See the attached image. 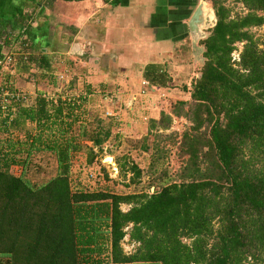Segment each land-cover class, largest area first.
<instances>
[{
    "label": "trees",
    "instance_id": "obj_1",
    "mask_svg": "<svg viewBox=\"0 0 264 264\" xmlns=\"http://www.w3.org/2000/svg\"><path fill=\"white\" fill-rule=\"evenodd\" d=\"M226 1L209 0L216 24L199 43L204 60L188 103L171 109L190 124L176 144L179 167L168 173V151L151 159L150 193L71 189L76 156L86 165L95 158L80 142L100 150L116 128L99 104L87 109L94 96L89 83L75 102L45 103L35 90L30 106L0 109V264H264V0H233L245 13L232 18ZM28 3L35 0H0V91L23 89L13 85L8 70L15 79L29 76L24 88L32 72L55 86L51 57L41 53L49 47L47 23L36 22L41 9L36 16L24 12ZM173 27L156 29L170 35ZM258 28L261 35L254 38L250 30ZM12 41L18 48L11 51ZM236 44L241 49L235 63ZM6 55L10 62L4 66ZM162 68L145 66L144 84L165 88L169 78ZM98 92L103 107L105 98L113 100L109 92ZM169 123L160 113L157 121L149 120V130L160 131L162 139ZM29 129L36 131L33 138ZM148 148L143 144L141 151ZM117 163L121 177L128 168L130 184H139L140 171L130 159ZM41 167L49 176L31 182ZM120 204L130 207L121 212ZM125 236L134 245L128 253L119 245Z\"/></svg>",
    "mask_w": 264,
    "mask_h": 264
},
{
    "label": "rangeland",
    "instance_id": "obj_2",
    "mask_svg": "<svg viewBox=\"0 0 264 264\" xmlns=\"http://www.w3.org/2000/svg\"><path fill=\"white\" fill-rule=\"evenodd\" d=\"M100 1L105 4L104 1ZM156 1L157 0H132V2L128 3L127 8H121L124 11L128 10L127 12L132 15L133 19L136 18L137 22H135L134 19L131 22L129 21L128 24L132 26V29L135 31L137 30L138 36L135 34H129V36L131 39L134 38L136 40V44L142 43L146 50L149 49L148 42L153 44V31L149 28V21L147 20L146 15L150 14L154 6L159 9L160 5V10L163 9V11H165L167 2H169V4L172 3L171 5H173V7L177 6L178 8L185 9L191 4V10H193L197 3L201 1L212 9L209 0H161L158 1L159 5L158 3H155ZM92 3L93 1H89L91 10L94 8ZM80 5H82V7L86 5L84 6L83 11L89 13L88 4H81L78 1H76V3H62L60 0H35L34 4L28 3V7L24 9V12L36 16L39 13L38 10L41 9L42 13L36 16V22L42 23L46 21L47 23V39H49L48 41L51 46L43 48L45 49L43 53L48 57H51V67L55 70L53 74L55 86H47L46 79L37 80L36 76L39 75L38 72H32L34 73L33 76L31 75L33 79L27 82L25 88L23 84L26 82V78L29 77L28 75H23V77H21L22 79H15L13 76V85L23 87V89L18 92L24 95H28L30 92H33L34 94L35 90L44 93L49 92L51 88H56L61 91V95H64L65 97L73 96L76 98L81 95L83 85L89 83L94 90V96L86 105L87 109L89 111L95 110L94 107L98 108V104L101 112L102 109H104V111L108 109V112L115 114V117L112 118V122L114 123L113 125H116V128L113 130L110 139L101 146L100 150L93 148L89 142H80L87 145L89 148L91 147L92 152L95 154V158L93 159L92 164L86 165L82 161V157L79 159V156H76V162L72 163L69 171L71 189L84 192H109L116 195L150 193L152 192V188L146 189V187L147 183H149V178L151 177V159L162 155L164 156V152L168 151L163 158L164 166L168 173H175L179 167V159L176 154V144H178L177 141L179 140L181 133L187 130L190 124L181 117H174L171 114V109L174 108V104L177 102L188 103L191 84L197 79L204 60L202 58L203 48L199 45L202 40L194 43L195 49L197 51L200 49V53L192 50L188 35H185V37L182 36L181 41H171L166 44L163 43L167 48L161 50L156 55L155 53H152L153 51L148 53L155 57L152 58L154 60L151 62L157 61L158 64L163 65L162 69H164V75L169 78L165 88H158L150 85L146 87L142 83L141 67L147 63V61L144 62L138 58L134 61V59H131L130 55V58L126 61V68H113L114 70L111 71L110 78L100 74V77L92 79L91 77L93 75H91V71L92 68H94V61L91 58L94 57V53L90 50V47L94 46L96 42L98 45L99 42L102 41V35L95 31L91 32V35H89L90 37L87 36L85 39L82 35H78L79 31L73 30L75 28L70 24L73 23V21L69 20L68 22V20L66 21L65 19L66 14L70 17L71 12H74L75 10L81 11L79 9L81 7ZM102 5L99 4L98 8L95 7L97 13L99 12L96 16L97 18L99 16L101 17L104 11H106L104 13H108L111 16L119 15L120 11L122 12V10L118 9L116 6L111 7L110 5L105 4V6L102 7ZM138 5L139 8L137 9L136 7ZM121 6L125 7L126 5ZM129 6L132 8H129ZM100 7H102V9ZM225 7L229 9L230 18L245 13L239 2L233 0H227ZM141 10L144 12L143 18L139 16ZM66 11L67 13L63 14V17L60 16V13L62 14ZM175 13H177V15L180 14L179 11H175ZM131 15H129V17ZM142 21L144 23H142ZM158 22L161 25V20ZM250 33L254 35V38H258L261 35V29H251ZM142 37L143 41H138L142 40ZM88 38L92 40L91 43L94 44H91L90 46L86 44L87 46H85L84 44L89 40ZM17 45V42L12 41L10 43L11 51L18 48ZM235 46L237 50L234 52L235 54L233 55L232 60L236 63V61H238V54L241 45L236 44ZM135 62L138 64H135ZM133 64H135V66L129 69ZM88 66L89 73L87 72ZM106 78L108 81H106L104 89L103 87L102 89H97L99 82L102 79L107 80ZM73 80L74 83L72 85L71 83ZM31 81L33 83L35 82V84L33 85ZM3 82L4 80L0 76V85H2ZM98 91L109 92L113 100L109 101L107 99L104 101V104L106 105L103 107L102 102L99 103L97 98H95L96 94L99 93ZM31 100L32 97L26 100L27 107L31 105ZM160 113L170 117L168 129L161 134L165 135L162 139L157 138V135H160L158 134L160 131H157L156 129L153 131L149 130V120L157 121L160 117ZM29 131L31 137L36 135V131H33V129H29ZM0 136L3 138L1 132ZM172 138L175 144H172ZM41 139H44V136ZM18 141L22 142L23 140L18 138ZM143 144L149 146L146 152L141 151ZM154 145H157V148H161L162 150L156 153L155 150H153ZM14 147L16 148L19 146L14 145ZM17 149L18 148L14 150ZM107 157H110L111 159L110 164L106 163V160L109 159ZM121 157H127L130 159L131 163L136 165L139 169L141 174L139 177V184H130V179L133 177V174L128 168L125 171L124 177L119 175L117 160ZM105 158L107 159L105 160ZM31 160L32 164H35L37 158H32ZM101 168L105 172L106 179L100 171ZM40 169V172L36 171L38 174L34 175V178H30L31 182H34L35 179L46 178L49 176L48 173L50 171L47 170L48 168L41 167ZM17 173L18 171L15 174ZM129 207L130 205L120 204L119 210L125 212ZM182 242L187 243L188 241L183 240ZM119 245L124 253L130 252L134 247L133 244L128 243L126 236L120 241Z\"/></svg>",
    "mask_w": 264,
    "mask_h": 264
},
{
    "label": "crops",
    "instance_id": "obj_3",
    "mask_svg": "<svg viewBox=\"0 0 264 264\" xmlns=\"http://www.w3.org/2000/svg\"><path fill=\"white\" fill-rule=\"evenodd\" d=\"M89 1H93L92 3V6H94L93 10H91L90 8L91 5L89 4ZM158 1H161V0H157L155 3H158ZM73 2L76 3V1H73ZM78 2L81 4H88L89 13L83 11L84 6L86 5H84L83 7L82 5H80L81 7L79 9L81 11L75 10L74 12H71L70 17L68 14H66L67 11L62 14L60 12L59 13H60V16L62 17H63V14H66V17H65L66 21L67 20L68 22L69 20L73 21V23H70V24H72L71 26L75 28L73 29L74 31L75 30L79 31V33L77 32L79 36L82 35V37L86 39L87 36L90 37L89 35H91V32H95V31L98 32V34L102 35V41H100L98 45H97V42L94 41L96 42L95 45L90 47V50L94 53L93 54L94 57L91 58L94 61L93 63L94 68L91 67L92 68L91 75H93L91 77L92 79L100 77L99 76L100 74L102 76H106L110 78L111 71L114 70L113 68H118V67L126 68L125 67L126 61L128 60V58H130V56H131V59H134V61L136 58L141 59L144 62L147 61V63H145L141 67L142 69L145 66L152 65V64L157 67L158 65L162 67L163 65L158 64L157 61L151 62L154 60L152 58H155V57L153 55H149L148 53L153 51L152 53H155L156 55L161 50H165L167 48L166 46L163 45V43L166 44L171 41L172 42L181 41L182 36L187 35V33H185L186 31L185 23L187 21V18L189 17V16L186 17V13H188V11L185 8H178L176 6L173 7V5L169 4V2H167L165 11H163V9L160 10L161 7L158 3L159 9H157V7L154 6L150 14L146 15L147 20L149 21L148 23L149 28H151L153 31L152 33L153 44L151 42L150 43L148 42L149 44L148 50H146V48L143 47L142 43L136 44V40L134 38L131 39L129 36V34L130 35L135 34L136 36H138L137 30L135 31L134 29H132V26L128 24L129 21L131 22L134 19H135V22L137 21H136V18L133 19L132 15L127 12L128 10L124 11L121 8H127L128 3L132 2V0H107V2H104L105 4H108L111 7L116 6L118 7V9H121L122 12L120 11V14H119L120 16L118 14L116 16H111L108 13H104L106 12L104 11L103 15L101 17L99 16L101 19L98 17L100 20L96 17L99 12L97 13V10H95V7L98 8L99 4L101 5L103 4L100 0H83V1H78ZM62 3H70V2L62 1ZM105 4H103L102 7H104ZM121 5H126V6L123 7ZM131 6H129V8H132ZM102 7L100 8L102 9ZM136 8L138 9L139 5ZM155 9L160 12L158 13L156 18H155V15H156ZM175 11L176 12L179 11L180 14L177 15ZM129 15L131 16L129 17ZM139 16L141 18L144 17V12L142 10L141 12H139ZM159 20H161V25L158 22ZM142 23L144 22L142 21ZM170 23L174 26L170 35H167V34L160 35V29H156V28L163 25V28L167 29L168 26L171 25ZM175 23L176 25H178L179 28L175 26ZM183 25L185 26V31L183 30ZM134 32H137V33H134ZM138 41H143V37H142V40H138ZM91 42L92 40L89 39L84 45L90 46L91 44H94ZM47 43H49V41ZM48 45L49 47L51 46L50 43ZM44 51L45 49L42 48L41 53H43ZM141 60H138V61H141ZM135 64H138V63L135 62ZM135 64L131 66L129 65L130 66V67L128 66L129 69L133 68ZM93 70H94V73H93ZM87 72L89 73V66H88ZM142 83L144 82L142 81ZM147 86L148 85H146V87Z\"/></svg>",
    "mask_w": 264,
    "mask_h": 264
},
{
    "label": "built area",
    "instance_id": "obj_4",
    "mask_svg": "<svg viewBox=\"0 0 264 264\" xmlns=\"http://www.w3.org/2000/svg\"><path fill=\"white\" fill-rule=\"evenodd\" d=\"M234 52L231 54V61L232 62H234V60H232L233 55L235 54ZM9 62H10L9 55H6L4 57L1 65L5 66V65L9 64ZM8 71H9L8 75L11 78H13V76H14L13 70H8ZM34 96H35V93L33 94V92L32 93L30 92V94H28V95L27 94L24 95V94H21L19 92H15V91H13V92L6 91V90L0 91V109L4 110L8 105H10V103H12L14 105L16 104V105L21 106V107H27L26 100H28L31 97L33 99ZM40 98L45 103L57 105L59 101L60 102H67V103L75 102V100L78 97H76V98H74L73 96L65 97L64 95H61L60 90H58L56 88H51V90L49 92L41 93ZM106 100H107V98L104 99V101H106ZM107 110L103 113L104 118H114L115 114L112 112H108Z\"/></svg>",
    "mask_w": 264,
    "mask_h": 264
},
{
    "label": "water",
    "instance_id": "obj_5",
    "mask_svg": "<svg viewBox=\"0 0 264 264\" xmlns=\"http://www.w3.org/2000/svg\"><path fill=\"white\" fill-rule=\"evenodd\" d=\"M216 24V18L213 9L209 8L204 2L199 1L189 14L185 23L186 33L192 50L197 51L194 43L207 38L208 31L213 29Z\"/></svg>",
    "mask_w": 264,
    "mask_h": 264
},
{
    "label": "bare ground",
    "instance_id": "obj_6",
    "mask_svg": "<svg viewBox=\"0 0 264 264\" xmlns=\"http://www.w3.org/2000/svg\"><path fill=\"white\" fill-rule=\"evenodd\" d=\"M107 158H109V159H107ZM107 158H105V160L107 159L106 160V163H109L110 164L111 163V159H110V157H107Z\"/></svg>",
    "mask_w": 264,
    "mask_h": 264
},
{
    "label": "clouds",
    "instance_id": "obj_7",
    "mask_svg": "<svg viewBox=\"0 0 264 264\" xmlns=\"http://www.w3.org/2000/svg\"><path fill=\"white\" fill-rule=\"evenodd\" d=\"M144 84V83H143ZM146 86V84H144Z\"/></svg>",
    "mask_w": 264,
    "mask_h": 264
}]
</instances>
